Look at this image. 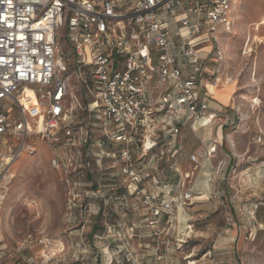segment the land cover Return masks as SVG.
<instances>
[{
  "label": "rangeland",
  "instance_id": "rangeland-1",
  "mask_svg": "<svg viewBox=\"0 0 264 264\" xmlns=\"http://www.w3.org/2000/svg\"><path fill=\"white\" fill-rule=\"evenodd\" d=\"M242 4L233 34L218 27L217 38L228 46L219 78L232 80L234 96L244 105L225 124L223 138L215 140V151L201 167L189 157L198 152L203 133L192 132L188 124L175 139L174 159L142 165L147 177L133 195L126 192L128 180L110 152L122 145L89 126L94 121L88 113L77 112L75 122L88 125L94 143L104 145L95 143L94 162L81 167L80 176L70 165L53 170L49 144L33 137L28 144L35 153H22L8 164L4 158L16 152L18 141L7 136L0 141V264H264V173L257 166L236 173L237 164L264 159V24L256 26L264 21V0ZM160 19L172 23L179 17L163 14ZM76 79L71 75L70 86L85 103L90 95ZM211 101L204 99L210 110ZM213 121L217 125L210 129L209 143L220 116ZM139 156L135 151L134 158ZM188 190L192 199L183 202ZM164 204L172 208L165 211Z\"/></svg>",
  "mask_w": 264,
  "mask_h": 264
},
{
  "label": "built area",
  "instance_id": "built-area-1",
  "mask_svg": "<svg viewBox=\"0 0 264 264\" xmlns=\"http://www.w3.org/2000/svg\"><path fill=\"white\" fill-rule=\"evenodd\" d=\"M243 1L0 0V141L5 136L18 141L16 152L7 157L13 161L22 153L33 155L36 148L28 144L33 137L49 144L53 170L66 171L70 165L80 176L81 167L89 166L88 130L75 122V115L93 113L102 137L122 145L112 156L128 180L126 192L138 193L147 175L137 162L155 145L159 132L172 137L170 147L184 126L178 125L184 115L192 132L215 118L205 114L204 99L210 96L207 86L220 82L225 61L218 27L233 34L234 15ZM163 14L179 20L169 23L160 19ZM172 29L181 43L173 52ZM206 42L212 44L207 57L211 68L198 49ZM66 45L79 64L69 74ZM182 61L189 67L186 78ZM80 67L88 68L91 82L87 106L70 86L73 74L81 86L85 83ZM212 144L189 157L195 168L213 154L216 141ZM103 145L97 141L98 148ZM191 199L188 190L182 201ZM163 207L166 211L172 205ZM158 212L153 209V216Z\"/></svg>",
  "mask_w": 264,
  "mask_h": 264
},
{
  "label": "crops",
  "instance_id": "crops-1",
  "mask_svg": "<svg viewBox=\"0 0 264 264\" xmlns=\"http://www.w3.org/2000/svg\"><path fill=\"white\" fill-rule=\"evenodd\" d=\"M171 42L173 43V47H172L171 52L177 50L180 47V44H181L180 40H179V38H177L174 35L173 29L171 30ZM227 47H228L227 45L225 46V48L220 45L222 52L226 51ZM198 49L200 52V57L202 59L206 60L205 65L208 68H211L212 64L207 62L208 61L207 57L210 54V52H212L211 42H206V43L202 44ZM181 70H182V78H186L188 73H189V67L187 65V62L182 61ZM231 81H232L231 79H227V80L223 79L222 80L220 78V82L218 83V86L216 85L217 91L219 92V94L216 96L212 95L208 91V95H210V96H208V98H212L214 101H211V105L213 106L212 110H210L207 106V111L205 114L214 113L216 116L219 115L220 116V122H221V125L218 126V128H216V132H215L216 135L214 136L215 139L213 141H215V140L217 142L221 141V139L223 138V131L225 129V127H224L225 124L232 123L235 119V116H237L239 114L237 110L241 107V104L244 105V103L242 101L243 99H238L237 97L234 96L235 86H234V83ZM169 89H170V87H169ZM250 99H253V97H251ZM231 118L233 119V121H231ZM215 125H217L216 121H213L212 123H209L208 125H205V126L198 125V129L196 132L203 133V136L200 138L202 145L199 147L198 151L206 149L207 145H208V147L213 145L212 144L213 142L209 143L208 140L211 139V137H210L211 130L210 129H211V127H213ZM182 128H184V126H182ZM262 129H264V126L262 127ZM175 139H177V136ZM175 139H174V141H175ZM262 142L263 143H262V145H260V147L262 148V151L264 154V140ZM247 156H249V155H247ZM255 166H257L259 172L264 173V159L256 162L255 164H252V165H250V164L247 165V163H246L245 166H241L240 164H237L236 173L240 176L244 175L245 173H247L249 171V169H253Z\"/></svg>",
  "mask_w": 264,
  "mask_h": 264
},
{
  "label": "trees",
  "instance_id": "trees-1",
  "mask_svg": "<svg viewBox=\"0 0 264 264\" xmlns=\"http://www.w3.org/2000/svg\"><path fill=\"white\" fill-rule=\"evenodd\" d=\"M64 52H65L64 54H65V57L67 60V73L68 74L74 73L76 71L77 67H79V64L75 60L69 45L65 46ZM80 70H81L82 75L85 79V83L82 86V92L84 93V95L89 96V90L91 89V82H90V78H89L88 68L80 67ZM90 102H91V98L89 96V99L88 100L86 99V102L82 103V104H83V106H87ZM88 115L94 121L92 123V125L89 123V126H91L93 128L94 127L99 128L98 120L96 119V115L93 113H89ZM182 124L184 125V127L188 124L187 116H185V115L183 116V120L178 122V125H182ZM87 130H88L87 149H88V153H89V155L87 157V162L90 164V162H94V159H95L94 148L96 147L95 143H97L98 140L94 143V141L91 139V133H90L91 130L88 128V125H87ZM158 135H159V137L156 140H154L155 145L149 151L146 152V154L142 157V159L140 161L137 162L138 168H141V166L146 162L147 163H153V160H154L153 157H154V153L156 151L159 153L160 152L164 153L162 161H160L161 164L167 163L169 159L170 160L174 159L177 156V152L179 151L178 143H176V141H174L172 146L169 147L168 144L170 142H172V137L169 135H165L164 133H160V132ZM114 144L120 145L119 143H114ZM118 148L119 147H117L115 149L113 148L112 149L113 151H110V152L114 153V154L112 153V155L116 156V154H117L116 152H117ZM88 176H89V174L86 176L87 181H88Z\"/></svg>",
  "mask_w": 264,
  "mask_h": 264
},
{
  "label": "bare ground",
  "instance_id": "bare-ground-1",
  "mask_svg": "<svg viewBox=\"0 0 264 264\" xmlns=\"http://www.w3.org/2000/svg\"><path fill=\"white\" fill-rule=\"evenodd\" d=\"M263 24H264V21L261 20V21H259V23L256 24V26L259 28V27H260L261 25H263ZM254 40L256 41L257 38L254 37ZM258 42H260V41H258ZM207 89H208V91H209L212 95H215V96L217 95L216 92H215L214 86H212V85H208V86H207ZM251 102H252V101H251ZM259 103H260V101H259L258 99H255V100H254V105H255V106H258ZM5 160H7V163H8V164H9V161H10V162L12 161L9 157H5V158H4V161H5Z\"/></svg>",
  "mask_w": 264,
  "mask_h": 264
}]
</instances>
